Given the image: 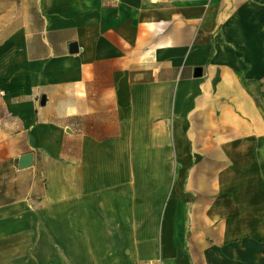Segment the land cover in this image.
I'll list each match as a JSON object with an SVG mask.
<instances>
[{"label": "crops", "instance_id": "0c3cea01", "mask_svg": "<svg viewBox=\"0 0 264 264\" xmlns=\"http://www.w3.org/2000/svg\"><path fill=\"white\" fill-rule=\"evenodd\" d=\"M0 264H264V0H0Z\"/></svg>", "mask_w": 264, "mask_h": 264}, {"label": "water", "instance_id": "95a60500", "mask_svg": "<svg viewBox=\"0 0 264 264\" xmlns=\"http://www.w3.org/2000/svg\"><path fill=\"white\" fill-rule=\"evenodd\" d=\"M29 162V158L28 157H25L23 159L20 160V165L23 167V166H27Z\"/></svg>", "mask_w": 264, "mask_h": 264}]
</instances>
